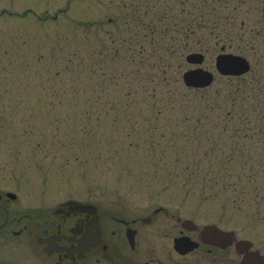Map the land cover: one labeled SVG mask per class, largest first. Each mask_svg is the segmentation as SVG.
<instances>
[{"label": "rangeland", "instance_id": "374dc122", "mask_svg": "<svg viewBox=\"0 0 264 264\" xmlns=\"http://www.w3.org/2000/svg\"><path fill=\"white\" fill-rule=\"evenodd\" d=\"M262 1L0 0V167L13 186L48 202L163 207L264 252V115L235 110L264 108ZM192 52L215 75L203 90L182 82ZM222 52L251 70L220 75Z\"/></svg>", "mask_w": 264, "mask_h": 264}, {"label": "flooded vegetation", "instance_id": "af4514ba", "mask_svg": "<svg viewBox=\"0 0 264 264\" xmlns=\"http://www.w3.org/2000/svg\"><path fill=\"white\" fill-rule=\"evenodd\" d=\"M261 12L264 29V0ZM18 190L0 167V264H264L253 241L216 237L214 221L163 207L146 214L119 199L48 202Z\"/></svg>", "mask_w": 264, "mask_h": 264}, {"label": "water", "instance_id": "95a60500", "mask_svg": "<svg viewBox=\"0 0 264 264\" xmlns=\"http://www.w3.org/2000/svg\"><path fill=\"white\" fill-rule=\"evenodd\" d=\"M205 55L202 53H191L186 56L187 63L196 66L192 70L184 71L183 81L186 87L204 89L212 85L215 80L214 74L202 67ZM202 67V68H201ZM217 72L223 76H241L250 71V63L242 56L233 54H220L215 60ZM77 204V203H75ZM216 237L226 234H235L234 231L219 230L216 226ZM180 243V241H178Z\"/></svg>", "mask_w": 264, "mask_h": 264}, {"label": "trees", "instance_id": "16d2710c", "mask_svg": "<svg viewBox=\"0 0 264 264\" xmlns=\"http://www.w3.org/2000/svg\"><path fill=\"white\" fill-rule=\"evenodd\" d=\"M209 15V12L208 11H206V15L204 16V19H206L207 20V16ZM238 94H239V92L237 93L236 91H234V92H231L230 93V98L231 99H233L235 102H236V100H238ZM245 98V100H246V98H248L249 97V95H247V96H244ZM227 98V97H226ZM233 103V105H234V107H235V105H236V103ZM213 105H214V102H213ZM211 108H212V106H210ZM217 107V108H216ZM220 107H222L221 105H219V102H216V106H214V109L215 110H217V109H220ZM209 108V107H208ZM207 108V109H208ZM246 107H245V105H244V103H241V104H237V107H236V112L238 113V116H239V118H243V117H249V118H253L252 117V114L251 113H249L251 110H255L256 111V114H255V116H254V118H260L261 116H263L264 114H262L263 112H264V108H263V103L261 102V101H258L257 102V104L255 103V104H252V108H250V109H245ZM233 109V108H232ZM212 110H213V108H212ZM221 112H224V111H221ZM232 113V112H231ZM230 113V111L227 113V115L228 114H231ZM255 113V112H254ZM231 115H233V114H231ZM205 115L204 114H202V115H199L198 116V119L199 118H201V117H204ZM219 115L218 114H216V117H218ZM229 116V115H228ZM199 121V120H198ZM196 130V129H195ZM209 144V143H208ZM216 149L217 148V146H216V142L215 143H213V142H211L210 144H209V151H206L205 152V155H209V152L210 151H213L212 149ZM241 157H243L244 158V155H241ZM261 158H263V157H261ZM261 158H258V159H261ZM264 159V158H263ZM245 160H248V159H245ZM264 163V162H263ZM251 171H250V173H249V175L247 176L249 179H256V177H257V172H255L253 169H250ZM262 172H264V171H262ZM224 176L225 177H227V178H230L231 177V174H227V172L224 174ZM255 193L258 195V196H260L259 195V191H258V188H255ZM261 198L260 199H264V197H262V196H260ZM260 202V201H259Z\"/></svg>", "mask_w": 264, "mask_h": 264}]
</instances>
